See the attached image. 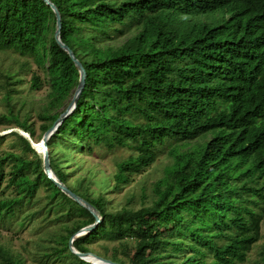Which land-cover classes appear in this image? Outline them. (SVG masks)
<instances>
[{"label":"trees","instance_id":"16d2710c","mask_svg":"<svg viewBox=\"0 0 264 264\" xmlns=\"http://www.w3.org/2000/svg\"><path fill=\"white\" fill-rule=\"evenodd\" d=\"M50 1L60 15L59 39L85 77L73 110L46 140L49 166L100 217L91 231L73 239L74 248L120 264L244 262L260 237L264 209V0ZM54 27V14L42 0H0V51L31 57L48 86L35 138L31 124L19 121L9 103L18 80L3 73L8 107L0 123L13 120L34 143L77 84V70L55 43ZM39 85L33 73L29 87ZM9 133L19 151L0 156V221L42 187L62 223L49 234L56 243L41 254L91 264L71 254L67 240L93 223V216L46 178L28 138ZM57 143L75 151L85 144L87 153L126 149L114 163V189L162 150L168 160L147 203L110 211L102 193L87 191L86 178L76 186L67 182ZM9 187L14 195L2 198ZM98 238L117 245L109 254L93 251L88 243ZM0 264L24 262L19 252L0 246Z\"/></svg>","mask_w":264,"mask_h":264},{"label":"rangeland","instance_id":"374dc122","mask_svg":"<svg viewBox=\"0 0 264 264\" xmlns=\"http://www.w3.org/2000/svg\"><path fill=\"white\" fill-rule=\"evenodd\" d=\"M130 32L127 31L126 35ZM3 73L11 74L14 79L18 80L11 86L16 90L9 99V103L12 104V113L19 121L25 119L27 123L31 124L36 138L40 134L39 125L41 123L37 112L46 102L48 92L44 71L35 64L31 57H22L12 51L5 50L0 51V84L3 80ZM33 73L40 79V85L35 89L29 87L30 77ZM4 95L5 90L0 87V113L6 114L8 106ZM14 126L13 120L0 123V134H5L0 140V156L4 151H19L18 146L14 143V136L10 133L7 134L9 131H17L30 140L26 133ZM30 144L41 157V143L38 144L39 149L32 140H30ZM57 147L60 149L56 153L61 156L59 166L67 174V182L76 186L79 180L86 178L88 180L87 191L91 193V196H95L99 192L102 193L105 208L110 211L122 207L137 209L141 206L142 201L147 203L151 194V184L161 175V167L168 160L165 150H162L152 164L144 168L141 173L132 175V180L129 183L114 189L111 178L115 167L114 163L128 154L126 149L117 148L106 151L102 147H94L92 153H87L84 151L85 144L82 145V151L79 148H76V151L65 150L58 143ZM28 157H32V154L28 153ZM7 170L8 165L4 167L5 176L2 185L6 182ZM141 192L144 193V200L141 199ZM1 195L2 198L9 197L14 195V192L9 187L4 189ZM46 200L44 190L40 187L31 199L23 200L13 217L1 220L0 246L19 252L24 264H76L66 258L42 255L49 249L48 245L56 243L49 239V234L59 230L62 223V220L55 218L60 210L54 212L47 206ZM260 214L262 215V219L259 221L260 237L247 252L245 261L237 264H264V209ZM116 245L117 242H110L104 238H98L88 243V247L93 251L106 254H109ZM116 254L123 257L120 250H117ZM209 259L210 256L207 260Z\"/></svg>","mask_w":264,"mask_h":264},{"label":"water","instance_id":"95a60500","mask_svg":"<svg viewBox=\"0 0 264 264\" xmlns=\"http://www.w3.org/2000/svg\"><path fill=\"white\" fill-rule=\"evenodd\" d=\"M49 8L52 10L55 18V27L53 31V38L55 43L61 48L63 51L66 52L70 60L72 61L73 65L75 66L77 70V84L73 90V93L70 97V100L68 104L66 105L65 109L57 116V118L52 122V124L43 132L40 141H41V148H42V155H41V163H42V171L46 178H48L61 192H63L67 197H69L72 201L77 203L78 205L85 208L94 218L93 223L83 226L79 228L76 232L70 235V237L67 240V248L69 252L73 255H75L77 258L89 262L91 264H120L118 262L112 261L108 258H103L99 255H96L92 252H81L74 248L72 245V241L74 238H76L79 235H82L84 233H87L91 231L97 223L100 221V217L97 215L96 209L89 204L87 201H85L83 198L72 192L70 189H68L62 182L58 181L56 175L52 171V169L49 166L48 161V153L46 148V140L48 137L56 130L59 123L62 121V119L67 116L74 108L76 99L78 98V95L84 85V77H85V71L81 65V63L78 61V59L73 55L72 51L60 41L59 39V29H60V15L55 7V5L50 0H42Z\"/></svg>","mask_w":264,"mask_h":264},{"label":"bare ground","instance_id":"6f19581e","mask_svg":"<svg viewBox=\"0 0 264 264\" xmlns=\"http://www.w3.org/2000/svg\"><path fill=\"white\" fill-rule=\"evenodd\" d=\"M41 143V141H38L36 144L38 145V144H40Z\"/></svg>","mask_w":264,"mask_h":264}]
</instances>
